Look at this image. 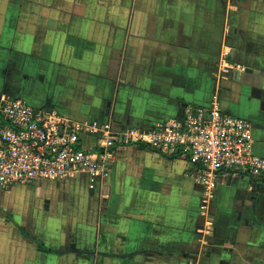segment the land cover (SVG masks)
<instances>
[{"label": "crops", "instance_id": "crops-1", "mask_svg": "<svg viewBox=\"0 0 264 264\" xmlns=\"http://www.w3.org/2000/svg\"><path fill=\"white\" fill-rule=\"evenodd\" d=\"M10 96L141 128L215 99L264 155V0H0ZM0 264H264V184L227 173L210 190L129 145L100 175L0 189Z\"/></svg>", "mask_w": 264, "mask_h": 264}, {"label": "built area", "instance_id": "built-area-1", "mask_svg": "<svg viewBox=\"0 0 264 264\" xmlns=\"http://www.w3.org/2000/svg\"><path fill=\"white\" fill-rule=\"evenodd\" d=\"M179 108L173 118L150 127H122L109 119H69L48 102L34 106L20 97H3L0 189L60 181L81 171L100 175L114 152L129 145L188 159L210 190L227 173L264 183V155L253 151L249 119L222 109L215 99Z\"/></svg>", "mask_w": 264, "mask_h": 264}, {"label": "rangeland", "instance_id": "rangeland-1", "mask_svg": "<svg viewBox=\"0 0 264 264\" xmlns=\"http://www.w3.org/2000/svg\"><path fill=\"white\" fill-rule=\"evenodd\" d=\"M7 96H9V94L7 95ZM10 97H13V96H10ZM138 147H140V146H138ZM144 148V147H143ZM176 158H183V157H176ZM184 160H186V162L187 163H189L190 165H192V166H194L195 168H196V166L194 165V163H192L191 161H189L188 159H185V158H183ZM251 180H253V179H251ZM40 181H43V180H40ZM47 181H52V180H47ZM254 181V180H253ZM53 182H55V181H53ZM254 182H256V181H254ZM257 183V182H256ZM259 183H262V182H259ZM262 184H264V183H262ZM28 185H31V184H28Z\"/></svg>", "mask_w": 264, "mask_h": 264}, {"label": "trees", "instance_id": "trees-1", "mask_svg": "<svg viewBox=\"0 0 264 264\" xmlns=\"http://www.w3.org/2000/svg\"><path fill=\"white\" fill-rule=\"evenodd\" d=\"M7 217L10 219V220H12V216L9 214V213H7ZM38 246L41 248V249H43V250H45V251H49L46 247H44L43 245H42V243H40V242H38Z\"/></svg>", "mask_w": 264, "mask_h": 264}, {"label": "water", "instance_id": "water-1", "mask_svg": "<svg viewBox=\"0 0 264 264\" xmlns=\"http://www.w3.org/2000/svg\"><path fill=\"white\" fill-rule=\"evenodd\" d=\"M245 71H247V72H251V71H252V69H250V68L246 67V68H245ZM179 111H180V108L178 109V113H179Z\"/></svg>", "mask_w": 264, "mask_h": 264}]
</instances>
